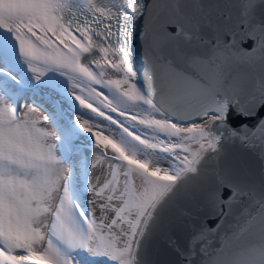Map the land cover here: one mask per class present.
<instances>
[{
	"label": "snow or ice",
	"instance_id": "6c2138e0",
	"mask_svg": "<svg viewBox=\"0 0 264 264\" xmlns=\"http://www.w3.org/2000/svg\"><path fill=\"white\" fill-rule=\"evenodd\" d=\"M45 88L67 113L33 118ZM262 111L264 0H0V264H151L157 237L182 264H264V171L227 153L264 160ZM85 134L102 181L65 173Z\"/></svg>",
	"mask_w": 264,
	"mask_h": 264
},
{
	"label": "water",
	"instance_id": "95a60500",
	"mask_svg": "<svg viewBox=\"0 0 264 264\" xmlns=\"http://www.w3.org/2000/svg\"><path fill=\"white\" fill-rule=\"evenodd\" d=\"M143 25V21H139L136 25L137 30H139ZM245 47H250L249 44L245 45ZM133 48V57L136 65V69L141 73H143V51L141 47V42L138 37H135L132 43ZM241 71H247V69H241ZM143 83V80H141ZM50 99L54 103V105L58 108L54 100L51 96ZM47 97V98H48ZM46 98L45 107L51 111L48 102L49 99ZM59 109V108H58ZM53 113V112H52ZM261 116H264V111L260 113ZM227 153L229 157L232 158H242L244 159L250 166L253 174L259 178L262 171H264V160L260 159L258 152H252L245 150L239 143L229 144L227 146ZM209 164L213 163L212 161L208 162ZM185 207L188 211L192 212L198 222L207 220V226L211 228H215L216 224L220 221L218 219H214L212 217H206L204 214V210L202 205L199 204L197 199H193L191 202L185 204ZM148 259L151 261V264H182L179 257L170 252L165 243L164 237H157L154 239L152 245L148 251Z\"/></svg>",
	"mask_w": 264,
	"mask_h": 264
},
{
	"label": "bare ground",
	"instance_id": "6f19581e",
	"mask_svg": "<svg viewBox=\"0 0 264 264\" xmlns=\"http://www.w3.org/2000/svg\"><path fill=\"white\" fill-rule=\"evenodd\" d=\"M133 56V55H132ZM133 59H134V57H133ZM133 65H134V67L136 68V65H135V62H134V60H133ZM31 74V73H30ZM58 79H63V78H60V77H57ZM49 95H52V96H58L59 97V102L61 103H64L65 105H66V107H67V109H69V107H70V105H69V103H68V99H67V97H65L63 94H62V92H60L59 90H56V89H52V88H45L43 91H40V92H38L37 94H36V96L35 97H33V95L31 94V92H29V93H27V95H26V97H25V99H27V101H28V103H30V104H32L33 102H34V107L36 106V105H39V107H35V111H34V113H33V118L34 119H40V120H42L43 121V117L46 115V114H48V113H56V112H66L67 110L65 109V108H63V110L61 111V110H59L55 105H54V103L52 102V100L50 99V97H48ZM48 97V98H47ZM46 98L47 99H49V101H50V103L48 102V104H49V106H50V109H51V111H49L46 107H45V101H46ZM21 103H23V100H21ZM80 111L81 112H85V113H87V114H91V115H93L94 116V114H92L91 112H90V110H85V109H80ZM134 111V110H133ZM113 115H115V114H113ZM74 116V115H73ZM95 119H97V120H102V118H100V117H95ZM49 122H50V124L54 127V129H55V131H56V127H55V125H54V123L51 121V120H49ZM56 123H62V120H57L56 121ZM104 123L105 124H107V123H109V122H107V121H104ZM41 127H44L45 129H46V127H45V125H43L42 123H41V125H40ZM113 128H115V126H112ZM87 134H85V137L82 139V144L83 145H85V144H88V139H87ZM194 146V145H193ZM86 147V146H85ZM71 153L72 154H74V153H76V151H71ZM88 165H90V163H96V160L94 161V160H92L91 162H89V161H87L86 162ZM91 164V165H92ZM90 165V166H91ZM64 169H65V173H67V171L68 170H70L72 167H75V169H76V174H77V176H78V174H80V173H82L79 169H80V164H76L75 163V159H73V160H68L67 162H65L64 163ZM90 207V206H89ZM84 256L86 257V258H88L89 259V261H90V264H91V262H93L94 261V264H105V261H106V258H102V257H96V258H93V257H90L87 253H85L84 254Z\"/></svg>",
	"mask_w": 264,
	"mask_h": 264
},
{
	"label": "rangeland",
	"instance_id": "374dc122",
	"mask_svg": "<svg viewBox=\"0 0 264 264\" xmlns=\"http://www.w3.org/2000/svg\"><path fill=\"white\" fill-rule=\"evenodd\" d=\"M28 75H29V77H31L30 73H28ZM55 98H57V100L59 99L58 96H55ZM58 102H59V100H58ZM59 104L61 105L62 108H65L67 110L64 113H67L68 109H67L66 105L64 103H62V102L61 103L59 102ZM72 115H75V113H72ZM87 116L88 117H94L91 114H87ZM42 124L45 125L46 130L51 132L53 134V136L55 135L56 131H55L54 127L50 124L49 121H44V122H42ZM84 137H85V135H84ZM74 142L77 143L78 141H74ZM194 147H195V145H194ZM79 150H80V155L75 159V163L76 164H80V169L79 170L81 171L83 168L86 167L88 176L90 178H92L94 182H95V179L97 177H99L100 180L102 181L104 179V176H105L106 172H107V166H106V164H103L100 161L99 154H95V156H94V154L91 152V150L89 148H87V147L85 148L84 146L83 147L80 146ZM92 160H94V161L96 160V163H95L96 167L95 168L90 166L92 163H90V165H88L86 163L87 161L91 162ZM63 167H64V165H63ZM78 176H82V173L78 174ZM90 198L91 197L89 196V199Z\"/></svg>",
	"mask_w": 264,
	"mask_h": 264
}]
</instances>
